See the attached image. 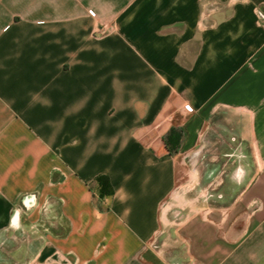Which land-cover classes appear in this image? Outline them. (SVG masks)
I'll list each match as a JSON object with an SVG mask.
<instances>
[{"label":"crops","instance_id":"0c3cea01","mask_svg":"<svg viewBox=\"0 0 264 264\" xmlns=\"http://www.w3.org/2000/svg\"><path fill=\"white\" fill-rule=\"evenodd\" d=\"M0 264H264V0H0Z\"/></svg>","mask_w":264,"mask_h":264},{"label":"trees","instance_id":"16d2710c","mask_svg":"<svg viewBox=\"0 0 264 264\" xmlns=\"http://www.w3.org/2000/svg\"><path fill=\"white\" fill-rule=\"evenodd\" d=\"M96 184V194L100 200L109 198L113 194V189L109 179L106 176L100 175L94 179Z\"/></svg>","mask_w":264,"mask_h":264},{"label":"water","instance_id":"95a60500","mask_svg":"<svg viewBox=\"0 0 264 264\" xmlns=\"http://www.w3.org/2000/svg\"><path fill=\"white\" fill-rule=\"evenodd\" d=\"M235 2V0H232V3ZM241 166L239 165L237 170L240 169ZM238 174V171L237 173ZM28 209V208H27ZM20 215H21V210L20 209H17L13 212V215H12V220H11V225L12 227H17L19 225V219H20Z\"/></svg>","mask_w":264,"mask_h":264},{"label":"built area","instance_id":"2783aa9c","mask_svg":"<svg viewBox=\"0 0 264 264\" xmlns=\"http://www.w3.org/2000/svg\"><path fill=\"white\" fill-rule=\"evenodd\" d=\"M110 31H111V27L109 25H106V24L101 25V27L99 29V33L103 36L109 34ZM184 108L187 112H192V110H193V108L188 104L185 105Z\"/></svg>","mask_w":264,"mask_h":264}]
</instances>
